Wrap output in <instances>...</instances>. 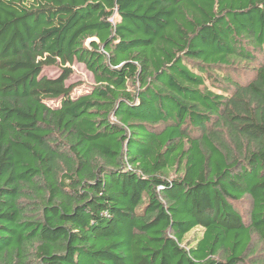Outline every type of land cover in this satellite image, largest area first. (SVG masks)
<instances>
[{"label":"trees","instance_id":"trees-1","mask_svg":"<svg viewBox=\"0 0 264 264\" xmlns=\"http://www.w3.org/2000/svg\"><path fill=\"white\" fill-rule=\"evenodd\" d=\"M74 63L94 82L76 98ZM259 248L264 0H0V264Z\"/></svg>","mask_w":264,"mask_h":264},{"label":"rangeland","instance_id":"rangeland-1","mask_svg":"<svg viewBox=\"0 0 264 264\" xmlns=\"http://www.w3.org/2000/svg\"><path fill=\"white\" fill-rule=\"evenodd\" d=\"M69 68L71 69L72 73L69 79L66 81V86H74L71 97L76 98L89 92L91 87L94 85L92 75L85 69L82 64L74 63L71 67L69 66ZM60 73V68L49 67L43 69L41 76L55 79L60 75ZM48 104L55 107L58 105V103L56 102H49ZM263 257L264 250L262 248H259L254 255V258L248 259V263L254 262L257 258L263 259Z\"/></svg>","mask_w":264,"mask_h":264}]
</instances>
